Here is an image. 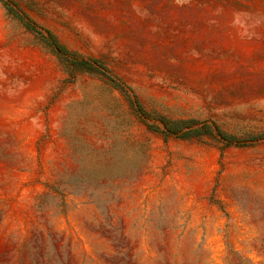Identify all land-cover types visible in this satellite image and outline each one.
<instances>
[{"label":"rangeland","instance_id":"rangeland-1","mask_svg":"<svg viewBox=\"0 0 264 264\" xmlns=\"http://www.w3.org/2000/svg\"><path fill=\"white\" fill-rule=\"evenodd\" d=\"M0 264H264V0H0Z\"/></svg>","mask_w":264,"mask_h":264},{"label":"trees","instance_id":"trees-1","mask_svg":"<svg viewBox=\"0 0 264 264\" xmlns=\"http://www.w3.org/2000/svg\"><path fill=\"white\" fill-rule=\"evenodd\" d=\"M53 46H55V48L61 53L63 54L64 50L62 49V47L54 40L52 43H51ZM65 53V52H64ZM179 124V123H177ZM180 125V124H179ZM172 132V131H171Z\"/></svg>","mask_w":264,"mask_h":264}]
</instances>
